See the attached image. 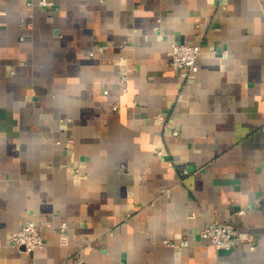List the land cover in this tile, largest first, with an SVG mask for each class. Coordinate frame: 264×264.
Wrapping results in <instances>:
<instances>
[{
	"label": "crops",
	"instance_id": "obj_1",
	"mask_svg": "<svg viewBox=\"0 0 264 264\" xmlns=\"http://www.w3.org/2000/svg\"><path fill=\"white\" fill-rule=\"evenodd\" d=\"M50 1L0 0V264H264V0Z\"/></svg>",
	"mask_w": 264,
	"mask_h": 264
},
{
	"label": "built area",
	"instance_id": "obj_2",
	"mask_svg": "<svg viewBox=\"0 0 264 264\" xmlns=\"http://www.w3.org/2000/svg\"><path fill=\"white\" fill-rule=\"evenodd\" d=\"M40 5H51L50 0H38ZM170 57L168 63L174 68H183L187 73H192L197 70V57L201 52L198 44H191L186 42H171ZM97 50H103L102 45L97 46ZM93 50L89 54H93ZM244 209H239L238 213H244ZM66 222L62 221L59 225V230L64 231ZM200 235L207 238L211 244L221 249H231L235 247L237 242V233L235 225L228 220H213L207 223L200 230ZM10 243L25 251H32L43 245V237L32 219H26L19 229L8 233ZM62 241L65 237L62 236ZM81 262V257L77 258Z\"/></svg>",
	"mask_w": 264,
	"mask_h": 264
}]
</instances>
